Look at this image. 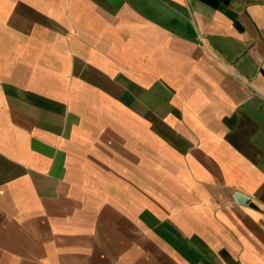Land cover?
Masks as SVG:
<instances>
[{"label": "crops", "instance_id": "obj_1", "mask_svg": "<svg viewBox=\"0 0 264 264\" xmlns=\"http://www.w3.org/2000/svg\"><path fill=\"white\" fill-rule=\"evenodd\" d=\"M0 264H264V0H0Z\"/></svg>", "mask_w": 264, "mask_h": 264}, {"label": "water", "instance_id": "obj_2", "mask_svg": "<svg viewBox=\"0 0 264 264\" xmlns=\"http://www.w3.org/2000/svg\"><path fill=\"white\" fill-rule=\"evenodd\" d=\"M236 199L240 202H243V203H248L250 201V199L248 197H245L244 195L242 194H236Z\"/></svg>", "mask_w": 264, "mask_h": 264}]
</instances>
